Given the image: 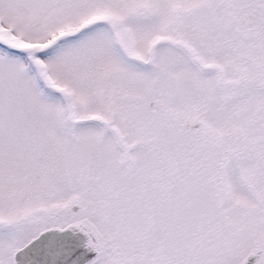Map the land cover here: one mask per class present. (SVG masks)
<instances>
[{
    "label": "snow or ice",
    "instance_id": "obj_1",
    "mask_svg": "<svg viewBox=\"0 0 264 264\" xmlns=\"http://www.w3.org/2000/svg\"><path fill=\"white\" fill-rule=\"evenodd\" d=\"M0 264H264V0H0Z\"/></svg>",
    "mask_w": 264,
    "mask_h": 264
}]
</instances>
